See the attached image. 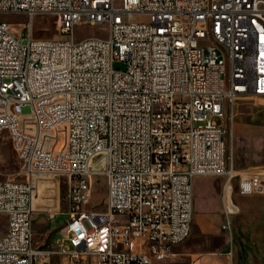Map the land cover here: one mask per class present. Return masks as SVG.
I'll list each match as a JSON object with an SVG mask.
<instances>
[{"label": "built area", "instance_id": "1", "mask_svg": "<svg viewBox=\"0 0 264 264\" xmlns=\"http://www.w3.org/2000/svg\"><path fill=\"white\" fill-rule=\"evenodd\" d=\"M10 11L56 13L67 37L31 38L28 22L22 42L0 21V133L25 175L0 178V264L165 259L189 233L201 174L223 178L218 228L230 242L233 180L239 194L264 191L263 172L234 169L224 140L232 99L264 97V0H0ZM79 23H105L106 35L73 40ZM39 172L65 181L68 217L55 244H32ZM95 174L105 177V208L83 209Z\"/></svg>", "mask_w": 264, "mask_h": 264}, {"label": "rangeland", "instance_id": "2", "mask_svg": "<svg viewBox=\"0 0 264 264\" xmlns=\"http://www.w3.org/2000/svg\"><path fill=\"white\" fill-rule=\"evenodd\" d=\"M118 6L120 0H113ZM133 21H145L144 14H133ZM0 21H6L16 34L26 40L25 28L30 26L31 38L63 39L59 16L53 12L34 13L30 19L24 12H0ZM106 35L105 23H79L72 27V38ZM22 113H29V104L20 107ZM225 147L236 170L258 169L264 176V97L238 94L232 99L231 121L224 133ZM0 178L23 180L25 175L21 161L17 158L11 138L0 133ZM31 206V238L33 245L55 244L59 236L58 227L64 223L66 212L65 181L62 176L50 177L45 172L33 175ZM195 190L190 230L185 239L177 243L182 260L196 259L197 264H264V191L235 197L239 212L232 220L231 241L218 230L219 221V178L197 175L193 178ZM106 181L102 174L93 176L92 192L88 204L81 208L104 209ZM59 202V211L51 217L54 203ZM119 222L127 220L125 213H116ZM4 228V217L0 214V233ZM64 255L49 258L47 264L66 262ZM166 260H173L170 255Z\"/></svg>", "mask_w": 264, "mask_h": 264}, {"label": "crops", "instance_id": "3", "mask_svg": "<svg viewBox=\"0 0 264 264\" xmlns=\"http://www.w3.org/2000/svg\"><path fill=\"white\" fill-rule=\"evenodd\" d=\"M255 96V95H254ZM258 97H260V96H258ZM232 166H233V168L235 169V167H234V165H233V162H232ZM201 175H207V176H213V177H217V178H219V191H220V186H221V183H222V176L221 175H211V174H201ZM195 176H197V175H195ZM194 176V177H195ZM193 177V178H194ZM193 178H192V183H191V211H192V208H193V203L195 204L197 201H195L194 200V194H195V190H194V186H193ZM233 184H234V192H233V198H234V200L236 201V199H235V197L236 196H238V195H250V194H239V193H237V191H236V187H235V179L233 180ZM261 193V192H260ZM252 194H254V193H252ZM237 202V201H236ZM238 204V203H237ZM238 206H239V204H238ZM58 207H59V202H58ZM239 212V211H238ZM55 212H52L51 214H50V217L54 214ZM218 214H219V221H218V227H219V223H220V221H221V210H220V200H219V209H218ZM236 215V214H235ZM234 215V216H235ZM191 216H192V214H191ZM234 218V217H233ZM233 218H232V220H233ZM217 227V228H218ZM218 230H219V228H218ZM220 232H222V231H220ZM55 241V240H54ZM49 243H51L50 242V235H49V241H48ZM177 243L176 244H174V245H172L171 246V249H170V251H171V253H170V257L173 259V260H169V262L166 260V258L165 259H162V260H153V262H152V264H180V263H182L183 261H187V260H193L195 263H196V259H192V258H189V259H184V260H182V255H181V252H179V251H177V250H173V249H176L177 248ZM53 256H56V255H53ZM52 256V257H53ZM59 256V255H58ZM62 264H67L65 261H63V263ZM197 264V263H196ZM231 264H233V263H231Z\"/></svg>", "mask_w": 264, "mask_h": 264}, {"label": "bare ground", "instance_id": "4", "mask_svg": "<svg viewBox=\"0 0 264 264\" xmlns=\"http://www.w3.org/2000/svg\"><path fill=\"white\" fill-rule=\"evenodd\" d=\"M31 206H32V194H31Z\"/></svg>", "mask_w": 264, "mask_h": 264}]
</instances>
